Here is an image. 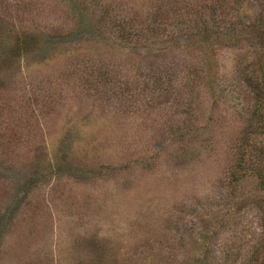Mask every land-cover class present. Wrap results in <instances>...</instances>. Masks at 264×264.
<instances>
[{"label": "rangeland", "instance_id": "1", "mask_svg": "<svg viewBox=\"0 0 264 264\" xmlns=\"http://www.w3.org/2000/svg\"><path fill=\"white\" fill-rule=\"evenodd\" d=\"M220 1L213 14L246 22L264 2ZM105 2L125 15L122 0H0V264H180L203 249V264H242L262 192L228 173L261 45L214 47L210 72L181 36L146 57L102 33Z\"/></svg>", "mask_w": 264, "mask_h": 264}, {"label": "trees", "instance_id": "2", "mask_svg": "<svg viewBox=\"0 0 264 264\" xmlns=\"http://www.w3.org/2000/svg\"><path fill=\"white\" fill-rule=\"evenodd\" d=\"M81 1L83 5L88 2ZM122 2L125 3L123 5L125 15L116 13L122 12L118 5L114 7L115 4L105 2L101 6L104 16L99 20V27L105 28L102 33L109 34V37L114 34V37L133 44L141 41L140 48L144 50L146 57L152 53L153 45L157 47L154 52L177 48L183 44L179 40L181 36L185 39L184 47L195 52L210 72L211 67L206 57L213 59L214 47L221 44L232 45L244 40L247 42L250 37L253 41L256 40V44L261 45V49L255 53L260 59L256 65L252 64L248 71L242 74V80L249 88L255 105L247 111L250 113L249 123L242 135V141L234 151L239 158L235 168L228 173V178L229 185L235 188L244 177H252L256 180L258 190L262 192L261 198L257 196V207L261 211V234L252 244L248 253L250 256H247L242 264H264V2L259 4L260 10L255 18L248 22L238 21L236 16L224 12L213 14L214 10L226 9V2L220 0H213L211 4H208L209 0H122ZM218 17L220 18L217 19ZM250 68L252 70L249 72ZM186 69L187 73H190L192 67ZM114 72L115 70H109L108 67L96 66L94 73L99 78ZM202 72L206 71L202 69ZM91 83L93 84L92 80ZM160 258L158 255L157 259ZM207 258L208 252L203 249L194 252L180 264H203ZM143 260L142 264L157 263L150 255H146Z\"/></svg>", "mask_w": 264, "mask_h": 264}]
</instances>
